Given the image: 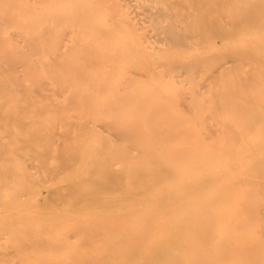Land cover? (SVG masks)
<instances>
[{"label":"bare ground","instance_id":"1","mask_svg":"<svg viewBox=\"0 0 264 264\" xmlns=\"http://www.w3.org/2000/svg\"><path fill=\"white\" fill-rule=\"evenodd\" d=\"M0 264H264V0H0Z\"/></svg>","mask_w":264,"mask_h":264}]
</instances>
